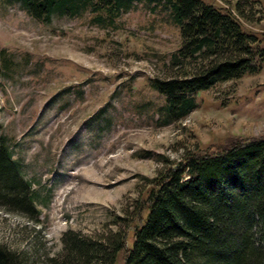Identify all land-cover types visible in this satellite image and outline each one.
<instances>
[{
    "label": "rangeland",
    "instance_id": "1",
    "mask_svg": "<svg viewBox=\"0 0 264 264\" xmlns=\"http://www.w3.org/2000/svg\"><path fill=\"white\" fill-rule=\"evenodd\" d=\"M151 7L134 1L111 23L92 22L88 11L42 23L18 1L0 0V133L39 211L0 208V245L25 264L58 256L66 231L116 229L113 217L161 165L141 151L178 159L195 143L264 135V65L200 91L197 107L168 125L135 107L150 95L147 79L168 74L180 41L168 10ZM250 7L243 24L264 37V0Z\"/></svg>",
    "mask_w": 264,
    "mask_h": 264
},
{
    "label": "trees",
    "instance_id": "2",
    "mask_svg": "<svg viewBox=\"0 0 264 264\" xmlns=\"http://www.w3.org/2000/svg\"><path fill=\"white\" fill-rule=\"evenodd\" d=\"M16 1L42 23L88 11L92 22L102 24L137 0ZM141 1L167 9L180 36L168 74L148 78L150 95L135 101L155 125L185 118L197 107L200 91L262 70L264 37L243 24L252 18L253 0ZM139 154L161 165L142 177L137 196L113 217L116 229L97 237L66 231L63 251L43 264H118L120 255L121 264H264V135L195 143L178 159ZM31 188L0 133V208L35 218ZM0 264L25 259L0 245Z\"/></svg>",
    "mask_w": 264,
    "mask_h": 264
}]
</instances>
